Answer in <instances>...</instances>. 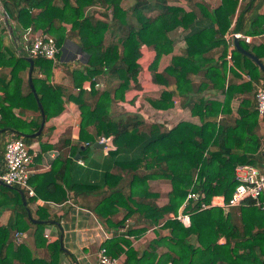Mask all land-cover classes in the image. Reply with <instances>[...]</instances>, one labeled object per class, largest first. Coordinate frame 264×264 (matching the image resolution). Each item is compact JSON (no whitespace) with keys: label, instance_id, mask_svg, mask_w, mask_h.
<instances>
[{"label":"trees","instance_id":"16d2710c","mask_svg":"<svg viewBox=\"0 0 264 264\" xmlns=\"http://www.w3.org/2000/svg\"><path fill=\"white\" fill-rule=\"evenodd\" d=\"M207 1L209 5L204 0H0V9L13 24L7 22L8 29L48 34L57 48L56 59L66 35L62 23L70 25L68 33L80 55L68 71L72 87L78 88L68 99L79 111L71 146L72 200L90 209L105 230L117 231L125 220L144 227L157 225L177 213L188 190L197 191L205 183L228 199L238 164L264 171V135L253 132L257 124H264V114L258 117L249 81L264 85V71L235 50L232 37L225 40L227 32L260 37L261 42L251 46L237 41L263 62L264 0H216L214 5ZM94 4L106 15L99 7L91 9ZM112 25L120 26V36L104 45V34ZM3 40L0 36V67L9 68V78L5 81L0 74V171L7 136L29 142L41 121L44 124L62 111L64 92L62 86L50 84L56 68L50 59L27 51L16 55ZM166 55L167 63L162 64ZM26 56L32 58L31 83L42 117L27 85ZM98 75L105 78L96 89L92 78ZM84 81L91 101L83 99ZM145 83L163 89L156 98L145 96ZM177 100L188 109L190 119L170 128L138 112L144 101L164 111ZM134 103V109H128ZM118 106L123 111L117 112ZM40 136L41 132L36 137ZM100 137H111L113 145L106 151L107 170L76 179L75 153L84 159ZM66 145L68 138L46 147L59 151ZM64 166L57 156L46 172L29 176L27 182L31 185L32 180L52 174L54 180L46 184L52 187L44 197H63L56 183ZM115 171L126 181L119 188L107 183ZM157 181L167 183L163 194L150 188ZM16 188L0 184V215L9 211L0 225V264H59L66 254L58 238L43 237L45 222L58 217L52 218L43 206L31 212L29 203L35 198L24 194L23 205ZM161 195L163 204L157 201ZM198 202L189 201L183 210H192ZM26 208L38 222L27 217ZM13 231L25 233L28 243H15L10 238ZM152 234L139 251L123 237L106 239L100 246L110 256L122 255L124 264H264V211L251 199L227 213L218 207L194 212L188 226L166 220Z\"/></svg>","mask_w":264,"mask_h":264},{"label":"crops","instance_id":"0c3cea01","mask_svg":"<svg viewBox=\"0 0 264 264\" xmlns=\"http://www.w3.org/2000/svg\"><path fill=\"white\" fill-rule=\"evenodd\" d=\"M207 5L210 4L209 1L204 0ZM216 3V0L212 1V5ZM99 5L94 4L91 9L98 10ZM99 11L102 14L106 15V12L99 7ZM89 11V10H88ZM1 14V13H0ZM10 26L13 27L11 21H9ZM62 26L66 29V35L64 37V41L59 48V53L57 55V59L53 62L56 65L54 72L50 79V84H57L64 88V92L62 95V111L55 117L47 120L41 129L42 138H38L37 141L33 143H26L29 147L30 153L32 155L31 167L34 172L31 176L39 175L46 172L52 161L55 157L59 156L60 162L65 163L64 169H61V177L57 181L56 189L58 192H64L62 195H58L53 198L44 197L45 193L50 192L51 187H47V181H53L52 174L45 176L44 178L34 179L31 181V188L35 192V199L29 203V208L31 212H34L37 207H45L47 208V212L51 214L52 218L55 216L58 217V220L52 219L44 224L43 235L47 234V237H44L47 241H53L58 238L59 242V234H62V250L66 255H61L59 264H93L95 261L96 252L98 249L99 236L101 234L99 230V225L101 226L97 217L92 213V211L81 204L75 203L72 200V140L77 137V129H78V120H79V111L77 106L68 99V95H72V93H76L78 88L72 87L71 76L68 73L69 70L72 69V66L76 65V61H80L79 51L72 44V33H68L69 24L62 23ZM22 33L23 30L13 29L11 32L8 29V26L4 24V28L0 30V36L4 38V42L8 45L9 49L16 55L22 54L24 52L23 41H22ZM121 29L118 25H112L104 34V45H109L114 36H120ZM229 33V32H227ZM241 40L240 37H237V40ZM226 40V39H225ZM261 42L260 37L251 38V43L246 44L247 46H251L253 43ZM179 46L180 42L177 43ZM168 60V56H164L162 59V64H166ZM262 63L264 64V56L262 58ZM0 74L5 76V81L9 78V68L8 67H0ZM27 74V71H26ZM27 78V75H26ZM104 76L98 75L96 76V81L99 82L100 86L96 87L100 88L104 81ZM193 81L197 80V76L191 77ZM248 80L249 78L246 77ZM250 83L253 80H249ZM252 84V83H251ZM253 85V84H252ZM95 88V87H94ZM83 89V99L87 101H91L92 97L89 94L88 90V82L84 81L82 84ZM163 89L160 85H153L151 83H145L142 89V94L145 96H151L156 98L160 91ZM23 92L25 88L22 89ZM1 94V92H0ZM131 95H129L130 97ZM138 103V102H137ZM135 104H129L128 109L133 110ZM127 107V106H126ZM16 111V110H14ZM117 112L123 111L121 107L116 108ZM138 112L146 117L147 120H153V122L157 121L161 116H166L167 119L163 122L165 125L173 126L180 120H189V111L187 108H184L180 105L179 101H175L171 108L167 110L161 111L152 108L147 102H142L140 109ZM259 117V116H258ZM261 118V117H259ZM196 120V119H194ZM167 127V126H166ZM253 132L259 133L260 135H264V124L259 123L254 128ZM40 136V137H41ZM34 138V137H33ZM68 138V145L61 148L57 151L55 148H47L46 144L51 143L54 144L58 139ZM85 145V144H84ZM93 155L92 157H86L84 159L76 158L79 160L74 167L75 177L77 178H89L95 173L102 174L107 170V155L106 151L99 148L92 147L87 155ZM86 155V156H87ZM69 161V162H68ZM68 162V163H67ZM121 176H123L121 174ZM121 176L116 173V171L111 174L108 178V184L111 186L116 185L115 187H121L124 180H120ZM119 181V182H117ZM118 184H117V183ZM166 182L157 181L151 182L150 188H155L153 191L160 192L163 194L167 189L165 188ZM160 187V188H158ZM158 188V189H157ZM37 190H39V194H37ZM37 191V192H36ZM41 192V193H40ZM31 200L32 197H27ZM158 203L163 204L164 197L161 195L158 198ZM28 209V208H27ZM29 211V209H28ZM30 213V211H29ZM0 223L5 224L9 211H4L1 213ZM169 216V214H168ZM168 216L159 224L144 227L143 224L133 225V221L125 220V223L122 227H120L117 231H108L109 236L106 239L114 238V237H123L130 241L131 246L135 250H141L146 247L148 240L153 236L152 231L161 225L164 221L168 220ZM31 217V215H30ZM128 223H130V227L128 229ZM24 234V233H23ZM26 236V234H25ZM105 239V240H106ZM60 247V246H59ZM160 251V250H158ZM43 250L40 251V254H44ZM123 262V256H116Z\"/></svg>","mask_w":264,"mask_h":264},{"label":"built area","instance_id":"2783aa9c","mask_svg":"<svg viewBox=\"0 0 264 264\" xmlns=\"http://www.w3.org/2000/svg\"><path fill=\"white\" fill-rule=\"evenodd\" d=\"M105 12V11H104ZM4 21L0 14V30L4 28ZM235 36L245 44L251 43V38L246 35L238 33H226L225 39L229 42V38ZM22 41L24 51H27L31 56H41L50 59L52 62L56 60L55 54L57 48L51 36L41 31H32L30 29L23 30ZM226 54L227 64H230V49ZM94 87H99V82L96 77L92 78ZM254 86V102L257 114L262 117L264 114V85L261 81H251ZM78 90V89H76ZM175 103V101L173 102ZM145 117V116H144ZM146 118V117H145ZM167 119L166 116H161L157 121L163 123ZM153 122V120H149ZM167 128L171 126L166 125ZM97 143L103 144L104 151L113 148L111 137H100L96 140ZM87 145V143H85ZM262 151L264 152V144H262ZM32 155L23 139L14 138L10 136L4 144L2 169L0 171V184L13 185L18 187L27 197H35V192L28 184L29 176L34 172L31 167ZM79 162V160H77ZM234 188L228 199L222 195L215 194L211 184H203L199 190H188L184 201L180 205L176 214H169V219H176L182 223L183 226L189 225V216L197 211L218 207L225 210L231 207H236L239 203L246 199H251L254 206L264 211V171L250 164H238L234 167L233 171ZM198 200V205L193 207L192 210H183L189 201ZM227 211L225 213H227ZM101 232L99 236L98 249L93 264H124L119 258L110 256L106 253L105 249L101 247V243L109 236L100 225L98 226ZM47 237V234L43 235ZM25 234L14 231L11 238L15 243H20L25 238Z\"/></svg>","mask_w":264,"mask_h":264},{"label":"water","instance_id":"95a60500","mask_svg":"<svg viewBox=\"0 0 264 264\" xmlns=\"http://www.w3.org/2000/svg\"><path fill=\"white\" fill-rule=\"evenodd\" d=\"M0 13L2 15V18H3V21L5 23V25H7V16L5 15L4 11L0 9ZM232 43H233V47L235 48L236 51H238L239 53H241L242 55L248 57L250 60H252L259 68V70L261 71H264V64L262 62H260V60L254 55L252 54L251 52H249L248 50L242 48L239 44H238V41H237V38L235 36L232 37ZM26 61L28 62V68H27V84H28V87L30 89V91L32 92L33 94V97L35 99V102L37 104V107L40 111V114H41V117H42V108H41V105L38 101V97L34 91V88H33V85L31 83V71H32V67H33V64H32V58L30 56H26L25 57ZM42 126H43V121L40 122V126L39 128L36 130V132L32 133L29 135V137L33 138V137H36L41 129H42ZM92 147L94 148H99V149H102L103 147V144H100V143H97V142H94ZM78 157V154L75 153L74 155V160H76V158ZM8 186V185H7ZM17 191V193L19 194L20 196V199H21V202L23 205H25V196H24V193L22 192V190H20L19 188H16L15 189ZM26 215L27 217L32 221V222H38L37 220H34V219H31L30 217V213L28 211V209L26 208ZM227 209L224 210V212H226ZM61 240H62V234L60 233L59 234V246L60 248H62V245H61Z\"/></svg>","mask_w":264,"mask_h":264},{"label":"rangeland","instance_id":"374dc122","mask_svg":"<svg viewBox=\"0 0 264 264\" xmlns=\"http://www.w3.org/2000/svg\"><path fill=\"white\" fill-rule=\"evenodd\" d=\"M27 85H28V84H27ZM25 87H26V86H25ZM25 87H24V88H25ZM28 88H29V87H28ZM25 89H26V88H25ZM29 90H30V89H29ZM9 137H10V136H7V139H8ZM41 138H42V136L40 137V139H41ZM37 139H38V138H35V137H34V138H31V140H30L29 142H27V143H33L34 141H37ZM26 145H27V144H26ZM27 146H28V145H27ZM28 147H29V146H28ZM29 148H30V147H29ZM89 151H90V150H89ZM89 151H88V152H89ZM92 156H93V155H90V154H89V155H87L86 157H92ZM86 157H85V158H86ZM158 188H160V187H158ZM158 188H157V189H158ZM165 188L167 189V184H166ZM151 189H152V190H153V189L155 190L154 187L151 188ZM164 201H165V198H164ZM6 211H8V210H6ZM223 211H224V210H223ZM1 215H2V214H1ZM1 215H0V216H1ZM0 225H3V224L0 223ZM13 232H14V231H13ZM24 234H25V233H24ZM11 236H12V234L10 235V238H11ZM11 239H12V238H11ZM28 239H29V238L26 236V237L23 239V242L28 243V241H29ZM12 240H13V239H12Z\"/></svg>","mask_w":264,"mask_h":264}]
</instances>
